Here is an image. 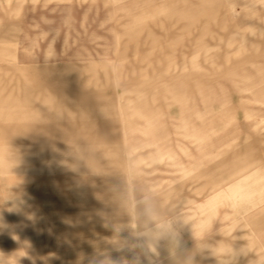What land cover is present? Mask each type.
Wrapping results in <instances>:
<instances>
[{
  "label": "rangeland",
  "instance_id": "374dc122",
  "mask_svg": "<svg viewBox=\"0 0 264 264\" xmlns=\"http://www.w3.org/2000/svg\"><path fill=\"white\" fill-rule=\"evenodd\" d=\"M43 70L101 95L98 121H114L116 138L96 143L99 159L74 156V141H36L62 137L29 125L49 97L31 84ZM244 159L256 193L211 210L210 192ZM144 205L160 216L149 264L264 256V0H0V264H145Z\"/></svg>",
  "mask_w": 264,
  "mask_h": 264
},
{
  "label": "crops",
  "instance_id": "0c3cea01",
  "mask_svg": "<svg viewBox=\"0 0 264 264\" xmlns=\"http://www.w3.org/2000/svg\"><path fill=\"white\" fill-rule=\"evenodd\" d=\"M48 70L43 71H33L34 74H42L47 72ZM36 75L31 79V84L33 87L38 86L45 88L47 95H49L48 100L44 102L37 101L36 109L43 111L42 113H38L35 119H32L29 124L31 127L34 126L36 128L40 126H61L62 129L58 131H50L54 135H62V137H51L47 139H36L39 140H67L77 142L75 155L79 157V152H82V157L87 158H97L102 156V153H97L99 146L96 144L98 141H110L116 138V132L114 128V121L112 120H100L104 115L103 110H97L96 106L98 102L101 100L100 96H92L89 91L82 89L81 86L72 81L70 78L65 80H61L58 82L50 81V79H44L40 77V75ZM53 90L54 92H59L60 94H66L68 97H61L59 100H55L53 97L50 99L49 90ZM23 104V103H21ZM77 106L76 109L72 107ZM23 108V105H21ZM62 112H59V111ZM76 115H72L71 111H75ZM94 111V112H85V111ZM93 115V117H92ZM32 116V115H31ZM46 120V122H44ZM41 121V122H40ZM39 130V129H37ZM49 131V130H48ZM32 132V131H31ZM81 144V146H80ZM151 143H142L140 145L134 146L135 149H143L147 146H150ZM156 145V144H153ZM81 147V148H80ZM53 147L50 148H42V150L52 151ZM40 150V148H38ZM113 150V149H112ZM110 149L106 150L108 155H115L110 152ZM38 153L34 154L37 155ZM106 154V155H107ZM33 155V156H34ZM50 155H55L50 153ZM160 148H156L154 154L151 157V162L158 161L161 159ZM171 157V154H168ZM101 163V162H100ZM120 166V162L118 160L109 161L107 163H101L100 165L91 168L90 166H86L85 168L79 170L80 174H85L87 172H102V171H110L106 170L104 166ZM253 166V162L244 159L238 168L234 169L232 172H229L230 177L229 180L231 184L228 185L226 190H218L214 192L212 190L207 198V205H210L209 208L211 210L214 209L213 204L217 197H230V198H238V197H246L251 198L256 193L255 184L261 180V176H257V171L254 170L251 173H247L248 169ZM81 168V167H80ZM84 177L81 175L78 179L79 185V198H83V190L85 189L83 184ZM212 189L215 186L211 187ZM212 206V207H211ZM171 215L174 216L175 219L181 220L182 223H185L188 219V216L184 218H180L177 215L178 209H167ZM116 211L120 212V207H116ZM159 215L155 214L150 206H142L138 211V223L140 229H138L135 233L137 236V244L142 249V254L146 257V263L149 264V257L147 255V250L145 246L147 245L150 251H155L159 247V237L161 236V229L159 223ZM95 220L98 221V217H95ZM135 221L132 223L134 224ZM264 256L257 260L254 264H263ZM113 264H116V261H113ZM144 264V263H143Z\"/></svg>",
  "mask_w": 264,
  "mask_h": 264
}]
</instances>
